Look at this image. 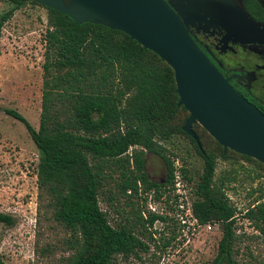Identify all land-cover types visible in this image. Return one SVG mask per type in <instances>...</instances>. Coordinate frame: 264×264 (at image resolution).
<instances>
[{
  "label": "trees",
  "instance_id": "trees-1",
  "mask_svg": "<svg viewBox=\"0 0 264 264\" xmlns=\"http://www.w3.org/2000/svg\"><path fill=\"white\" fill-rule=\"evenodd\" d=\"M4 1L13 8L0 18V31L12 14L27 4ZM43 8L47 29L39 127L35 130L16 111L5 112L24 124L36 146L37 199L70 232L72 253L66 264H115L117 256L133 254L144 246L131 226H111L100 208L99 195L108 183H114L116 173L119 181L115 186L122 196H137L141 190L153 192L159 199L171 192L176 169L161 142L176 134L188 139L203 163L191 204L193 217L200 225L222 226L218 254L211 264H236L232 245L239 213L227 197L223 181H236L237 173L233 170L232 177L216 183V166L218 160H243L264 171V165L229 149L224 151L201 127L211 143L207 146L195 130L196 124L192 130L200 148L182 131L188 113L177 106L173 70L156 54L122 32L98 24H77L64 14ZM130 148L133 151L128 155ZM146 153L163 160L164 183L149 180ZM180 172L184 180L191 181L183 166ZM260 177L256 174L254 178ZM253 193H257L253 203L240 214L264 235V190ZM156 220L164 218L151 215L148 224L152 226ZM14 222L11 215L0 213V224L12 226ZM0 264H5L1 258Z\"/></svg>",
  "mask_w": 264,
  "mask_h": 264
},
{
  "label": "rangeland",
  "instance_id": "rangeland-1",
  "mask_svg": "<svg viewBox=\"0 0 264 264\" xmlns=\"http://www.w3.org/2000/svg\"><path fill=\"white\" fill-rule=\"evenodd\" d=\"M12 8L0 0V18ZM46 29L47 11L42 6L27 3L12 14L0 31V213L11 215L15 220L12 226L0 224V258L5 264H66L72 253L68 243L70 232L57 223L51 211L37 199L36 146L24 124L5 112L16 111L35 130L39 127ZM194 128L210 146L202 128L198 124ZM161 145L175 169H179V175L183 166L191 179L182 178L181 185L185 186L180 190L190 206L196 199L202 160L182 135L176 134ZM132 151L130 148L128 155ZM233 170L237 173L236 181H223L225 193L239 213L234 225L232 259L236 264H264V235L240 214L256 198L257 193L252 194V191L264 190V171L243 160L233 163L218 160L215 182L232 177ZM145 172L151 182L164 183L166 168L157 155L146 153ZM256 174L261 177L254 178ZM114 177V183H108L100 192V208L112 227L131 226L144 244L133 254L117 256L115 264L213 262L223 236L220 224H195L192 217L176 206L170 191L159 199L154 198L153 192L141 190L137 196H122L115 186L119 181L118 173ZM151 215L164 220H156L150 226Z\"/></svg>",
  "mask_w": 264,
  "mask_h": 264
},
{
  "label": "water",
  "instance_id": "water-1",
  "mask_svg": "<svg viewBox=\"0 0 264 264\" xmlns=\"http://www.w3.org/2000/svg\"><path fill=\"white\" fill-rule=\"evenodd\" d=\"M119 31L156 54L174 74L182 131L200 148L198 124L223 150L264 165V115L235 91L188 33L221 28L235 41L256 42L264 30L233 0H22Z\"/></svg>",
  "mask_w": 264,
  "mask_h": 264
},
{
  "label": "flooded vegetation",
  "instance_id": "flooded-vegetation-1",
  "mask_svg": "<svg viewBox=\"0 0 264 264\" xmlns=\"http://www.w3.org/2000/svg\"><path fill=\"white\" fill-rule=\"evenodd\" d=\"M264 30V0H233ZM188 33L223 79L264 115V36L256 42L235 41L221 28Z\"/></svg>",
  "mask_w": 264,
  "mask_h": 264
},
{
  "label": "built area",
  "instance_id": "built-area-1",
  "mask_svg": "<svg viewBox=\"0 0 264 264\" xmlns=\"http://www.w3.org/2000/svg\"><path fill=\"white\" fill-rule=\"evenodd\" d=\"M177 170H179V169H177ZM177 170L175 171V174H174L175 177L173 179V184L170 186L171 192L173 193L174 202L178 208L180 207L181 211H184L186 213V215H188V216L192 217V219H194L195 224H199L197 222V220L193 217L191 204L189 206L186 203V200H187L186 197L184 198L182 196V193L180 192V190L182 188H184L185 185H183V187H182L181 183L183 182V180H182V177H181V175H179V172ZM208 228H210V227L208 226Z\"/></svg>",
  "mask_w": 264,
  "mask_h": 264
}]
</instances>
